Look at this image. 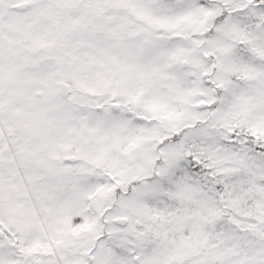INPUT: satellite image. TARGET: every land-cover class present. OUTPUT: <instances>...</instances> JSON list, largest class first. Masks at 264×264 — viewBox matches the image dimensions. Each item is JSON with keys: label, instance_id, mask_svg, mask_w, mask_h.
<instances>
[{"label": "snow or ice", "instance_id": "obj_1", "mask_svg": "<svg viewBox=\"0 0 264 264\" xmlns=\"http://www.w3.org/2000/svg\"><path fill=\"white\" fill-rule=\"evenodd\" d=\"M0 264H264V0H0Z\"/></svg>", "mask_w": 264, "mask_h": 264}]
</instances>
